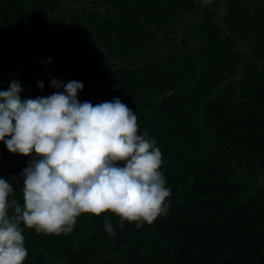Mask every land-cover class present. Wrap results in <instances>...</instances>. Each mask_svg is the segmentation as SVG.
<instances>
[{"label":"trees","instance_id":"16d2710c","mask_svg":"<svg viewBox=\"0 0 264 264\" xmlns=\"http://www.w3.org/2000/svg\"><path fill=\"white\" fill-rule=\"evenodd\" d=\"M27 1L0 0V91L17 80L22 99H34L56 91L52 80H75L105 101L119 98L139 115L140 131L155 138L171 196L168 211L153 224L125 223L114 227L115 236L104 230L105 215H81L73 232L60 236L25 229L24 264H264V185L253 187L239 178L226 154L187 153L166 145L172 129L197 122L232 149L230 160L239 168L244 163L249 173L264 174V70L253 61L244 63L235 50L236 39L248 40L251 34L256 43L252 40L250 47L258 48L253 59H264V7L250 12L240 0H228L222 22L232 35L222 37L215 11L203 0L195 31L199 49L194 50L184 41L176 43L165 26L180 19L179 12L194 11L191 0H111L118 22L115 42L130 63L121 66L111 58V42L106 57L89 49L84 21L79 33L48 24L41 13L54 0H30L29 6ZM139 17L165 34L164 60L136 65L135 52L149 49L138 32ZM148 36L155 40L154 34ZM240 68V86L224 88V78H235ZM30 159L9 153L0 142V177L9 182L17 177L13 186L21 204L20 173ZM107 218L118 225L116 217Z\"/></svg>","mask_w":264,"mask_h":264},{"label":"clouds","instance_id":"9594fccd","mask_svg":"<svg viewBox=\"0 0 264 264\" xmlns=\"http://www.w3.org/2000/svg\"><path fill=\"white\" fill-rule=\"evenodd\" d=\"M51 87V95L34 99H22L17 80L0 91V142L32 157L20 173L22 204L17 177H0V264H24L25 229L60 236L71 234L81 215H105L104 230L115 236L114 227L151 225L170 206L162 153L140 131L136 113L119 98L81 102L83 82L52 80Z\"/></svg>","mask_w":264,"mask_h":264},{"label":"rangeland","instance_id":"374dc122","mask_svg":"<svg viewBox=\"0 0 264 264\" xmlns=\"http://www.w3.org/2000/svg\"><path fill=\"white\" fill-rule=\"evenodd\" d=\"M129 2V0H121ZM195 5V10L192 12H179L180 19H174L165 24L166 27L171 29L170 36L178 44L188 43L190 49L198 50L200 40L195 35L196 25L201 20L204 2L203 0H191ZM30 0L26 5L29 6ZM46 3L41 16L46 19L47 23L53 24L55 30L66 31L70 33H79L82 28L83 21L87 27V33L91 34V41H89V49L95 54L106 57V47H110L109 42L114 47V55L111 58L121 66H129V60L124 58L120 54L116 39V26L118 22L114 14V8L111 4V0H54L53 3ZM241 5L248 11L253 12L256 9L264 7V0L255 2L251 0H240ZM228 0H215L209 1V6L215 11L214 23L221 29L222 37L232 35L228 28L222 22L223 17L227 14ZM139 30L138 32L143 35V38L148 43V51L139 55V52H135L137 57L136 65H141L145 62H156L158 60H164L168 54V48L165 45V34L157 31L152 25L147 24L139 17ZM56 21V22H55ZM57 30V31H58ZM155 35V40L150 41L149 34ZM248 40L236 39L235 50L239 52L244 63L253 61L256 65L264 70V59H253V49L250 47V43L253 40L254 44L256 40L253 35L248 34ZM149 41V42H148ZM126 57V56H125ZM202 66V63H200ZM243 80L242 69L237 71L235 78H224L221 85L224 88L233 86L237 89ZM68 83V82H67ZM65 83V85L67 84ZM171 93L159 94L153 96V98L160 97L165 98ZM78 98L81 102L89 101L94 103L97 100L99 103L104 102L103 98L97 97L96 92H92L88 89H84L78 93ZM93 100V101H92ZM139 117L138 114H136ZM142 118V117H140ZM139 119V118H138ZM169 138L166 140V145L170 149L180 150L187 153L193 151H202L209 149L210 152L226 154L227 162L232 165L236 171V175L239 178H243L249 182V185L253 187H261L264 185V174L260 171L248 172L246 165L242 163V168H239L237 162L230 160V154L232 149L225 145L214 134L209 133L200 123H193L191 127H186L184 130L179 128L172 129L169 133ZM255 182V183H254Z\"/></svg>","mask_w":264,"mask_h":264},{"label":"crops","instance_id":"0c3cea01","mask_svg":"<svg viewBox=\"0 0 264 264\" xmlns=\"http://www.w3.org/2000/svg\"><path fill=\"white\" fill-rule=\"evenodd\" d=\"M210 0H208V2H209Z\"/></svg>","mask_w":264,"mask_h":264}]
</instances>
